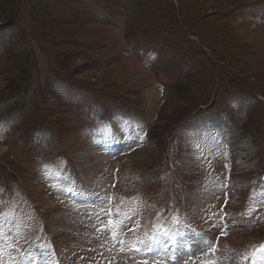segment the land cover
Segmentation results:
<instances>
[{
  "label": "rangeland",
  "instance_id": "1",
  "mask_svg": "<svg viewBox=\"0 0 264 264\" xmlns=\"http://www.w3.org/2000/svg\"><path fill=\"white\" fill-rule=\"evenodd\" d=\"M34 1L14 0L8 15L0 3V237L7 253L21 247L26 221L30 228L40 218L49 235L74 239L60 250L69 264L83 259V249L89 264H123L115 254L125 253L104 228L108 186L117 194L135 173L141 197L131 189L123 208L136 218L148 222L146 206L160 210L170 199L150 227L161 230L159 238L175 227L189 231L190 243L199 234L193 257L216 264L218 232L228 264H264V0H99L106 11L90 0H39L59 22ZM109 117L119 138L133 139L115 180L117 167L95 154L97 139L83 136L85 126ZM71 185L85 201L60 199ZM88 226L106 235L90 237ZM144 230L133 233L137 243L152 236Z\"/></svg>",
  "mask_w": 264,
  "mask_h": 264
},
{
  "label": "snow or ice",
  "instance_id": "2",
  "mask_svg": "<svg viewBox=\"0 0 264 264\" xmlns=\"http://www.w3.org/2000/svg\"><path fill=\"white\" fill-rule=\"evenodd\" d=\"M111 224L112 221H109ZM115 235V233H114ZM165 238V241L163 243V248L165 251H171L173 253L172 259L175 261L176 256H182L185 253H192L194 251L192 245L188 241H183V238L188 236L189 234L187 233H182V232H177L175 234H171L167 231H163L160 233ZM156 243H160L159 239L157 237L152 238V245L154 246ZM148 251H154L155 248L150 246L147 249ZM136 251H141L140 248H137ZM261 251H264V248L261 249ZM47 253L48 249L46 246H41L40 247V252H39V257L36 256H31L28 257L31 261L34 262V264H48L47 262ZM207 264H212V262H207Z\"/></svg>",
  "mask_w": 264,
  "mask_h": 264
},
{
  "label": "trees",
  "instance_id": "3",
  "mask_svg": "<svg viewBox=\"0 0 264 264\" xmlns=\"http://www.w3.org/2000/svg\"><path fill=\"white\" fill-rule=\"evenodd\" d=\"M96 2L98 3V4H100V5H104L101 1H99V0H96ZM0 3L1 4H4L5 6H6V8L7 7H10V9H8V10H4V12H3V15H8L9 13H10V11H12L13 12V8H14V0H0ZM34 4L37 6V7H39V8H41V10H44L45 12L47 11V14H49L51 17H52V15H51V13H50V10H49V8H48V6L44 3V2H40L39 0H36V1H34ZM150 11V10H149ZM216 15V14H215ZM231 14H224L223 16H225V17H229ZM233 15H235L234 13H233ZM224 17V18H225ZM55 18H57V17H55ZM52 19L54 20V21H56V22H59V19L57 18V19H54L53 17H52ZM220 20H221V16H217V21H219L220 22ZM158 21V23L160 24V27H162L163 26V22L164 21H166V19L165 18H163V17H161L159 20H157ZM212 73H213V76H216V74H215V70H213L212 71Z\"/></svg>",
  "mask_w": 264,
  "mask_h": 264
},
{
  "label": "bare ground",
  "instance_id": "4",
  "mask_svg": "<svg viewBox=\"0 0 264 264\" xmlns=\"http://www.w3.org/2000/svg\"><path fill=\"white\" fill-rule=\"evenodd\" d=\"M98 230H101L100 228ZM102 230L104 231V228H102ZM91 231V230H90ZM106 235V234H105Z\"/></svg>",
  "mask_w": 264,
  "mask_h": 264
}]
</instances>
